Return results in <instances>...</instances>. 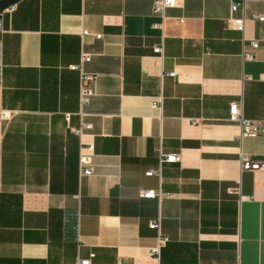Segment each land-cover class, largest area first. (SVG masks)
<instances>
[{"label": "crops", "instance_id": "crops-1", "mask_svg": "<svg viewBox=\"0 0 264 264\" xmlns=\"http://www.w3.org/2000/svg\"><path fill=\"white\" fill-rule=\"evenodd\" d=\"M153 1L20 0L5 19L0 264H264V134L241 139L229 121L241 100L246 120L264 123V23L252 20L264 3L232 14L241 0H180L162 31ZM243 15L244 33L232 30ZM82 50L95 78L83 109L70 70ZM89 145L94 175L80 179ZM160 148L180 161L146 177ZM241 156L263 169L242 172ZM159 188L161 203L139 197ZM159 216L169 243L156 259Z\"/></svg>", "mask_w": 264, "mask_h": 264}, {"label": "built area", "instance_id": "built-area-1", "mask_svg": "<svg viewBox=\"0 0 264 264\" xmlns=\"http://www.w3.org/2000/svg\"><path fill=\"white\" fill-rule=\"evenodd\" d=\"M180 0H154L152 7V15L161 20V23L157 25L155 28L164 30L165 22L167 20V11L171 9H175L178 7ZM248 2H263L264 0H241L239 3H235L231 5V13L235 14L239 11L244 13L246 4ZM16 10V5H11L6 9L0 11V70L3 68V37L6 34L5 29V19L11 18L13 13ZM246 18L243 15L239 19H235L231 17L227 22L232 30H236L238 32L244 33ZM252 20H255L259 23H264V17L254 15L252 16ZM177 22L182 25L184 24V19H177ZM93 37L95 40H101V35H92L87 31L81 32L82 40L86 37ZM250 49H245L243 52V59L245 61H252L254 59V51L259 49L258 42H252L250 44ZM164 43L159 46H156L153 50L154 54L163 58L164 56ZM92 60V55L88 54L84 50H82L79 63L75 66H71L70 70L79 73L80 75V106L81 108H85L92 97L91 84L94 82L95 78L91 74H87L85 71V67ZM262 81H264V76H262ZM245 81H252L250 77L245 78ZM163 106V98L160 97L155 102V108H162ZM230 123L238 124L241 128V139L242 138H257L260 135L264 134V123L258 122H250L246 120L244 116V107L243 102L240 100L238 102H233L230 105ZM12 116L7 112H0V148L3 142V138L5 136V128L4 124L8 123L11 120ZM91 129L90 125L82 123L81 127L78 129L72 130L73 133L79 137H82L83 132L85 130ZM95 156L94 146H82L80 149L79 161H78V173L79 178L92 177L94 175V164L93 159ZM159 156V164L158 170H151L145 174L146 177L157 176L161 179V170L165 164H177L180 161V156L165 154L163 149L160 148L158 150ZM240 165L242 172H251L257 173L263 169V165L260 162L252 161L246 156H241ZM238 194L241 195L240 188L237 190ZM139 197L141 199H154L158 200L159 203L162 202L164 196L161 188L156 191H142L139 193ZM247 198L241 197V200ZM149 228L157 233V241L156 246L149 251V256L151 258L159 259L162 249L169 243V238L165 237L162 233V218L159 216L156 220H153L149 223ZM93 256L85 260H79L78 264H92Z\"/></svg>", "mask_w": 264, "mask_h": 264}, {"label": "water", "instance_id": "water-1", "mask_svg": "<svg viewBox=\"0 0 264 264\" xmlns=\"http://www.w3.org/2000/svg\"><path fill=\"white\" fill-rule=\"evenodd\" d=\"M20 0H3L0 2V11L6 9L7 7L18 3Z\"/></svg>", "mask_w": 264, "mask_h": 264}]
</instances>
